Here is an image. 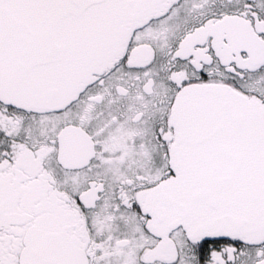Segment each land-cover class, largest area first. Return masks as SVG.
I'll use <instances>...</instances> for the list:
<instances>
[{"label": "flooded vegetation", "instance_id": "obj_1", "mask_svg": "<svg viewBox=\"0 0 264 264\" xmlns=\"http://www.w3.org/2000/svg\"><path fill=\"white\" fill-rule=\"evenodd\" d=\"M116 22L61 109L0 101V264H264V236L190 240L147 205L173 175L184 88L264 104V0H125Z\"/></svg>", "mask_w": 264, "mask_h": 264}, {"label": "water", "instance_id": "obj_2", "mask_svg": "<svg viewBox=\"0 0 264 264\" xmlns=\"http://www.w3.org/2000/svg\"><path fill=\"white\" fill-rule=\"evenodd\" d=\"M124 12L125 0H0V101L35 111L68 104L80 76L115 50ZM178 95L173 175L147 201L154 229L181 226L190 240L264 236V104L211 85ZM8 219L0 185V225Z\"/></svg>", "mask_w": 264, "mask_h": 264}]
</instances>
